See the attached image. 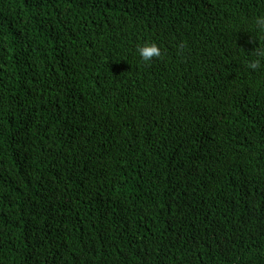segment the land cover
Returning <instances> with one entry per match:
<instances>
[{
	"label": "trees",
	"instance_id": "16d2710c",
	"mask_svg": "<svg viewBox=\"0 0 264 264\" xmlns=\"http://www.w3.org/2000/svg\"><path fill=\"white\" fill-rule=\"evenodd\" d=\"M261 15L0 0V264H264Z\"/></svg>",
	"mask_w": 264,
	"mask_h": 264
},
{
	"label": "clouds",
	"instance_id": "9594fccd",
	"mask_svg": "<svg viewBox=\"0 0 264 264\" xmlns=\"http://www.w3.org/2000/svg\"><path fill=\"white\" fill-rule=\"evenodd\" d=\"M255 25L259 31L264 32V15L256 17ZM136 52L145 63L151 62L154 57L159 58L161 56L160 47L155 42H147L138 46ZM257 55L259 56L260 54L257 53ZM248 66L255 70L260 67V60L257 59L250 62Z\"/></svg>",
	"mask_w": 264,
	"mask_h": 264
}]
</instances>
